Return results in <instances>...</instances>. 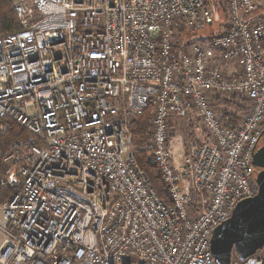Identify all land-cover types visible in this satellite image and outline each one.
<instances>
[{"label":"built area","instance_id":"built-area-1","mask_svg":"<svg viewBox=\"0 0 264 264\" xmlns=\"http://www.w3.org/2000/svg\"><path fill=\"white\" fill-rule=\"evenodd\" d=\"M9 1L21 30L0 38V118L30 139L3 155L0 264H220L213 230L258 190L264 0H226L225 31L180 52L181 28L214 24L205 0ZM218 96L248 104L242 123L222 120ZM149 105L170 204L128 142ZM190 107L204 138L173 147Z\"/></svg>","mask_w":264,"mask_h":264},{"label":"trees","instance_id":"trees-1","mask_svg":"<svg viewBox=\"0 0 264 264\" xmlns=\"http://www.w3.org/2000/svg\"><path fill=\"white\" fill-rule=\"evenodd\" d=\"M206 4L208 6L207 0ZM226 1V0H225ZM21 30L20 23L14 13L9 0H0V38H5L8 35ZM190 43V42H188ZM186 47V44L179 50L180 52ZM193 110L189 108V113ZM154 108L149 105L143 112L128 121L127 136L129 142L135 147L132 151L133 156L139 167L146 173L147 178L155 188L157 194L163 202L170 204L166 185L164 183L162 174L158 167L152 162L147 150L142 149L150 141V134L153 123ZM222 120L228 122L230 120L229 115H222ZM30 136L13 120L0 118V178L6 177L7 173L15 167L9 163L4 162L3 155L8 153L12 146L19 141H28ZM171 144V142H170ZM264 144V137H263ZM189 145V144H188ZM198 145V144H195ZM173 147H176L172 143ZM140 147V148H139ZM14 190L9 187L0 186V208L11 198Z\"/></svg>","mask_w":264,"mask_h":264},{"label":"rangeland","instance_id":"rangeland-1","mask_svg":"<svg viewBox=\"0 0 264 264\" xmlns=\"http://www.w3.org/2000/svg\"><path fill=\"white\" fill-rule=\"evenodd\" d=\"M208 8L213 14L214 24L211 25H200L197 28H181L180 37L178 40L179 50L188 43L196 44L202 46L203 48L208 47V38L211 36L220 34L225 31L226 24L228 21V9L225 0H207ZM213 106L215 111L219 116L229 115L230 120L228 122H233L234 124L242 123L244 117L248 112V104L242 101L238 97H222L218 96L213 100ZM225 123H228L224 121ZM153 126V125H152ZM153 128V127H152ZM152 133V129H151ZM151 140V134L149 136ZM204 138V128L201 125V120L193 109L189 116L183 119L175 118L171 123V146L172 143L178 147L184 145V147L189 150L195 144H199ZM129 142V140H128ZM150 143V141H149ZM148 143V144H149ZM148 144L142 149L148 150ZM189 144V145H188ZM131 151L135 150V147L129 142ZM140 148V147H139ZM151 158V156H150ZM0 212V218H2ZM1 222V219H0ZM1 237V233H0ZM240 261L238 256H234L233 261L235 263ZM246 264H264V249L259 251L249 262Z\"/></svg>","mask_w":264,"mask_h":264},{"label":"water","instance_id":"water-1","mask_svg":"<svg viewBox=\"0 0 264 264\" xmlns=\"http://www.w3.org/2000/svg\"><path fill=\"white\" fill-rule=\"evenodd\" d=\"M257 193L240 201L229 219L215 228L211 253L220 264H232L234 256L241 261L264 249V145L254 154Z\"/></svg>","mask_w":264,"mask_h":264},{"label":"crops","instance_id":"crops-1","mask_svg":"<svg viewBox=\"0 0 264 264\" xmlns=\"http://www.w3.org/2000/svg\"><path fill=\"white\" fill-rule=\"evenodd\" d=\"M0 212H1V208H0ZM2 215V213H1ZM1 219V222H0V233H1V237H0V246L2 245L3 241H4V233L3 231L1 230V226L3 225V216Z\"/></svg>","mask_w":264,"mask_h":264},{"label":"bare ground","instance_id":"bare-ground-1","mask_svg":"<svg viewBox=\"0 0 264 264\" xmlns=\"http://www.w3.org/2000/svg\"><path fill=\"white\" fill-rule=\"evenodd\" d=\"M258 172H259V171H258ZM257 174H258V173H257ZM256 183H257V182H256ZM225 221H226V220H225ZM223 222H224V221H223ZM219 225H220V224H219ZM219 225H218V226H219ZM214 230H215V229H214ZM214 230H213V231H214ZM212 234H213V232H212ZM210 246H211V241H210ZM252 257H253V256H252ZM240 261H241V260H240ZM232 262H233V261H232ZM242 262H243V261H242Z\"/></svg>","mask_w":264,"mask_h":264}]
</instances>
